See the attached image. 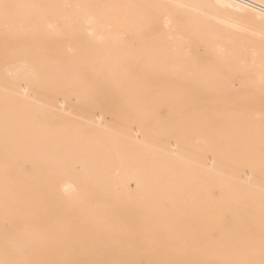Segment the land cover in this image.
<instances>
[{"label":"rangeland","instance_id":"374dc122","mask_svg":"<svg viewBox=\"0 0 264 264\" xmlns=\"http://www.w3.org/2000/svg\"><path fill=\"white\" fill-rule=\"evenodd\" d=\"M36 1L46 0H0V157L8 158L12 154L8 151L10 144L6 136L16 124L18 111L35 114L46 108V114L52 119L47 123L44 120L45 126L74 133L69 141L59 137L57 148L64 145L71 149L75 145L77 150H82L96 142V154L102 157L105 152L102 158L107 155L120 156L115 160L122 158L121 168L114 164L115 167L105 169L94 167L95 170L89 172L92 179L102 170L106 181L120 179L124 172L128 177L125 184L128 191L136 190L138 195L141 190L135 184L139 173L155 170L148 156L162 153L175 167L165 172L163 186L160 183L157 189L170 191V187H177L170 183L178 182L179 188L190 193L193 207H200L202 211L178 223L182 241L176 242L174 234L165 233L170 224L177 226L173 219L175 211L168 209L170 218H161L156 225L157 249L147 243L144 222L123 219V235L119 240L126 246L91 251L87 260L108 264L107 260L115 257L113 251L133 248L138 253L144 247L147 252H154L159 264L166 261L181 264L178 260L184 258V254L177 253L179 250L171 244L188 242L185 252L191 254V259L187 264H264V90L258 89L260 83L255 77L248 80L238 74L241 69H248V60L253 54L264 55V14L241 8L229 0H224L225 3L222 0H88L90 6L122 5L139 15L157 17L166 35L174 34L180 27L182 32L195 27L214 39L222 35L230 37L238 45L245 63L238 64L234 70L237 74L223 81L218 77L206 79L212 82L207 87L191 77L166 74L172 70L169 65L160 68L162 72L158 73L152 70L157 67L153 61V64H142L141 59H131L123 51L125 48L135 51L144 45L146 51L158 57L156 45L159 43L154 36L159 31L146 30L138 24L117 27L112 18L83 23L82 19L91 12L83 9L79 0H54L60 13L72 16H46V23L51 22L59 30V36L54 38L59 43L58 49L46 48V60L52 63L50 66L59 68L62 80L70 82L73 90H63L47 104L43 89H33L22 80L10 83V79H6L15 72L28 35L15 36L12 31L28 30L26 28L38 18L35 10H23L22 17L16 8L23 3L36 4ZM257 1L264 6V0ZM47 8L49 10L50 5L47 4ZM76 10L78 12L74 13ZM27 14L33 16L27 19ZM66 18L70 20L64 24ZM91 33H100V39ZM164 41L161 43L167 42ZM181 51L188 53L191 59L196 57L193 49L183 47ZM189 69H193L200 80L202 73L210 70V65L196 61ZM115 81L122 84L119 90L113 89ZM77 85L87 87L81 96L74 93ZM114 148L117 154L112 152ZM103 162H108L107 158ZM253 164L257 168L251 167ZM185 169L190 171L183 172ZM62 182L60 180L59 184ZM17 231L12 225L6 228V240L15 239ZM92 241L95 239H90ZM4 249L14 263L12 251L8 246L2 251ZM149 254L140 252L137 258H153L148 257Z\"/></svg>","mask_w":264,"mask_h":264},{"label":"bare ground","instance_id":"6f19581e","mask_svg":"<svg viewBox=\"0 0 264 264\" xmlns=\"http://www.w3.org/2000/svg\"><path fill=\"white\" fill-rule=\"evenodd\" d=\"M229 1L241 8L264 14V6L257 0ZM79 2L83 9L91 12L82 19L83 23H91L94 19L96 21L99 18H112L117 27L126 24L128 27H135L138 24L143 29L159 31L160 33L154 36L159 43L156 45L159 49L158 57H154L149 51H146L144 45L135 51H129V48L123 49L131 59H141L142 64H153L154 62L157 67L152 70L158 73L162 72L160 68L169 65L172 70H168L166 74L191 77L195 82L201 81L203 85L210 86L212 82L206 79L218 77L223 81L224 78L237 74L234 70L238 64L245 63V59L238 51V45L230 37L222 35L214 39L213 36H208L195 27L182 32L180 26L174 34L166 35L164 28L157 20L158 18L152 15H139L135 10L130 11L122 5L103 3L98 7L97 5L90 6L88 0H79ZM47 4L50 5L49 10L45 9ZM153 7L156 8L154 5ZM17 9L22 17L25 15L22 14L23 10L30 12V9L35 10L34 12L38 13V18L26 28L28 30L17 28L12 31V35L15 36L28 35H26V41L20 51L21 60L17 61L15 72L6 79H10V83L14 80H22L29 83L33 89H43L47 104H50L49 102L56 94L63 93V90L70 92L72 88L70 82L62 80L59 68L50 66L52 63L46 60V48L55 51L58 49L56 45L59 44L54 39L59 36V30L53 27L51 22L47 21L46 23V16L53 14L70 18L72 15L60 13L57 2L54 0L36 1V4L33 5L23 3ZM76 12L78 10L74 13ZM31 16L33 15L27 14V19ZM68 20L70 19L66 18L64 24H67ZM36 22L40 26L35 24ZM91 35L100 39V33L96 35L91 33ZM46 37H48L47 40ZM164 37L167 42L161 43L165 40ZM183 47L193 49L196 54L195 59L188 57V53L182 52ZM259 53L253 54L248 60V69H241L238 74L248 80L255 77L260 83L258 89L264 90V55ZM196 61L207 62L210 65V70L204 71L200 80L194 74L193 69H189ZM50 75L56 77L53 78ZM85 84L88 85V83ZM121 87L122 84L117 81L114 82V88L113 83L111 84V88L115 90H119ZM74 89L77 96H81L87 91L86 86L80 88L77 85ZM100 92H102L101 89ZM19 102L17 101V104H20ZM46 111V108H43L35 114H29L25 110H19L15 117L16 124L6 136V140L10 144L8 151L12 154L8 158L0 157V264H57V261L62 264V260L65 261L64 264H96L93 260H87V255L91 251L120 249L125 245L119 240L123 235L121 224L123 219L144 222L145 234L148 235L147 243L157 249L158 240L155 235H157L158 229L156 225L161 221V218L168 216V209L175 211L173 219L176 220L177 226L170 224V228H166L165 233L174 234L176 242L182 241L181 230L179 231L177 228L178 223L188 221L195 213L202 214V211H200V207H193L190 193L179 188L180 183L178 182L170 183L177 185V187H170V191L162 192L157 189L156 185L161 183L163 186L161 181H163L162 177L165 172H169L172 167H175V163L169 161L167 155L161 153L148 156L153 160L151 166L153 167L154 164L155 170L148 169L147 172L139 173L135 187L140 189L141 193L136 195V190L128 191L125 185L128 182V177L124 172L121 173L120 179L113 181L105 180L104 170L96 173V179H92L90 176L89 172L95 170L96 166L105 169L114 164L121 168L124 165L122 158L115 160L120 156L107 155L108 162L104 163L103 160L106 158L102 157L105 152H102V157L96 154V142H92L94 145L90 148L85 145L86 149L82 150H77L78 146L75 145L71 149L64 145L60 149L57 148L58 142L56 141L59 137H65L69 141L74 138V133L54 131L47 124L45 126L44 120L47 123L52 119L50 115L46 114ZM248 118L250 119V117ZM251 121L249 122L251 123ZM253 123L255 122L253 121ZM238 124L242 125L243 123L239 122ZM126 137L130 141V134ZM78 141L80 144V139ZM260 144L262 145V143ZM116 150L114 148L112 152L117 154ZM114 165L113 167H115ZM251 167L257 168V165L253 164ZM186 171L190 170H183V172ZM60 180H63L61 184H59ZM106 184L113 186L107 188ZM168 200L171 201L170 204ZM174 220L170 222L174 223ZM10 225L17 227L18 230L17 237L12 241L6 240L4 235L6 228ZM90 239H95V241L90 242ZM178 244L174 243L171 246L179 250L177 253L184 254V258L178 260L179 263L187 264L191 259V254L185 252L189 248V244L188 242L183 245ZM4 246H8L12 251L14 263H11L7 257L6 249L2 251ZM140 250L138 253L133 248L113 251L115 257L107 260V263L159 264L154 258V252H147L144 247H141ZM140 252L151 253L148 257L153 256V258L138 259L137 256ZM170 263L175 264V261H166L163 264Z\"/></svg>","mask_w":264,"mask_h":264}]
</instances>
